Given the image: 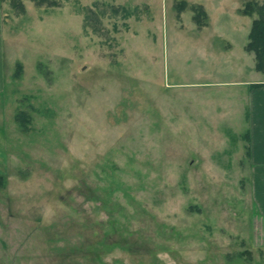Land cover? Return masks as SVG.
Returning a JSON list of instances; mask_svg holds the SVG:
<instances>
[{
    "label": "rangeland",
    "instance_id": "obj_1",
    "mask_svg": "<svg viewBox=\"0 0 264 264\" xmlns=\"http://www.w3.org/2000/svg\"><path fill=\"white\" fill-rule=\"evenodd\" d=\"M12 1L0 264H264L244 157L264 73L241 15L264 0Z\"/></svg>",
    "mask_w": 264,
    "mask_h": 264
},
{
    "label": "trees",
    "instance_id": "obj_2",
    "mask_svg": "<svg viewBox=\"0 0 264 264\" xmlns=\"http://www.w3.org/2000/svg\"><path fill=\"white\" fill-rule=\"evenodd\" d=\"M4 0H0V8ZM49 3V0H37V3ZM20 2L13 0L12 5H18ZM184 6V4H182ZM194 12L193 19L196 22H199L202 18H206L207 15L203 8L200 6L192 7ZM256 14V18L251 20L250 30L247 36V43L245 45V50L248 53L253 54L254 56V70L259 73H264V3L261 5L254 4L253 2L246 3L243 11L241 12L242 16L251 18ZM19 71L21 66H18ZM262 84H252L250 85L251 89H258ZM23 116V118H22ZM22 121L25 123L27 120L26 115H21ZM26 126V125H24ZM0 180H2L0 178Z\"/></svg>",
    "mask_w": 264,
    "mask_h": 264
},
{
    "label": "crops",
    "instance_id": "obj_3",
    "mask_svg": "<svg viewBox=\"0 0 264 264\" xmlns=\"http://www.w3.org/2000/svg\"><path fill=\"white\" fill-rule=\"evenodd\" d=\"M254 84H262L264 86V81ZM249 105H252V102H250ZM246 139L251 146L250 148L247 147L249 151L247 150L244 157L247 159L249 158L250 163L254 167L257 166L259 168L256 169L255 167L252 171L253 175L251 176L253 177V197L255 199L253 200V205L257 206L259 215L264 222V119L260 120L259 118L258 122L251 124ZM245 163L246 162L241 159L237 161L239 167L244 166Z\"/></svg>",
    "mask_w": 264,
    "mask_h": 264
},
{
    "label": "water",
    "instance_id": "obj_4",
    "mask_svg": "<svg viewBox=\"0 0 264 264\" xmlns=\"http://www.w3.org/2000/svg\"><path fill=\"white\" fill-rule=\"evenodd\" d=\"M85 68H82V70H84Z\"/></svg>",
    "mask_w": 264,
    "mask_h": 264
}]
</instances>
